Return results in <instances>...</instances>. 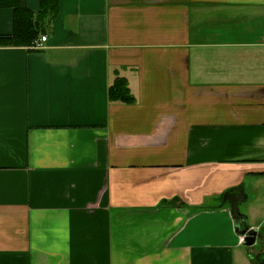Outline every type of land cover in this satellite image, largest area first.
<instances>
[{
	"label": "crops",
	"instance_id": "crops-1",
	"mask_svg": "<svg viewBox=\"0 0 264 264\" xmlns=\"http://www.w3.org/2000/svg\"><path fill=\"white\" fill-rule=\"evenodd\" d=\"M47 15L41 49L0 44V264H256L264 0H59ZM14 19L0 9V36ZM120 77L131 103L110 99Z\"/></svg>",
	"mask_w": 264,
	"mask_h": 264
},
{
	"label": "trees",
	"instance_id": "trees-1",
	"mask_svg": "<svg viewBox=\"0 0 264 264\" xmlns=\"http://www.w3.org/2000/svg\"><path fill=\"white\" fill-rule=\"evenodd\" d=\"M42 10L38 16L27 6V0H0V9L3 7H12L15 12L14 32L12 35L0 36V44L7 45H26L31 46L39 39L42 34L39 23L43 16L54 14L58 10L59 0H41ZM47 19V18H46ZM109 96L112 101L131 103L134 97L124 78L116 79L110 89ZM176 206H184V203L178 198L168 202ZM256 264H264V254L254 258Z\"/></svg>",
	"mask_w": 264,
	"mask_h": 264
},
{
	"label": "water",
	"instance_id": "water-1",
	"mask_svg": "<svg viewBox=\"0 0 264 264\" xmlns=\"http://www.w3.org/2000/svg\"><path fill=\"white\" fill-rule=\"evenodd\" d=\"M237 232L244 236L245 245L253 246L255 244L258 235L256 230L250 229V227L246 224H242L237 227Z\"/></svg>",
	"mask_w": 264,
	"mask_h": 264
},
{
	"label": "rangeland",
	"instance_id": "rangeland-1",
	"mask_svg": "<svg viewBox=\"0 0 264 264\" xmlns=\"http://www.w3.org/2000/svg\"><path fill=\"white\" fill-rule=\"evenodd\" d=\"M46 18H48V15L46 16V17H43L42 19H41V22L39 23V25H40V28L41 29H43L44 30V28L46 27V24L49 22L48 21V19H46ZM43 37V36H42ZM41 49V48H40ZM255 219L258 221V222H261V221H263L264 220V208L262 207V208H258V212H257V216L255 217ZM242 224H246V221H242L241 222ZM247 225V224H246ZM241 236H243V235H241ZM243 238H244V236H243ZM245 241V240H244ZM256 241H257V239H256ZM256 243V242H255Z\"/></svg>",
	"mask_w": 264,
	"mask_h": 264
},
{
	"label": "built area",
	"instance_id": "built-area-1",
	"mask_svg": "<svg viewBox=\"0 0 264 264\" xmlns=\"http://www.w3.org/2000/svg\"><path fill=\"white\" fill-rule=\"evenodd\" d=\"M46 40H47V36H43V37L41 38V40L36 41V42L34 43V48H36V49H40V48H42V47H43V43L46 42Z\"/></svg>",
	"mask_w": 264,
	"mask_h": 264
}]
</instances>
